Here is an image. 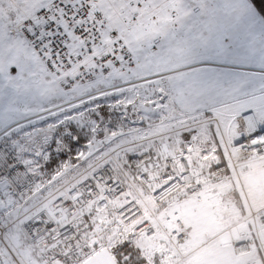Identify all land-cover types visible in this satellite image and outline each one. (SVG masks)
I'll return each instance as SVG.
<instances>
[{
  "label": "rangeland",
  "instance_id": "1",
  "mask_svg": "<svg viewBox=\"0 0 264 264\" xmlns=\"http://www.w3.org/2000/svg\"><path fill=\"white\" fill-rule=\"evenodd\" d=\"M51 1L0 0V85L3 90L0 96L7 98L3 104L7 109L0 113V127L27 110L41 108V105L43 108L40 113L54 111L46 117L55 120L65 112L83 105L89 98L76 101L97 88H104L110 93L124 89L131 97V103L121 97L124 106L110 108L115 114L108 131L103 129L101 124H96L90 115L93 111L84 108L83 112L70 113L72 120L78 122L76 127L79 129L92 126L96 130L94 136L87 140L86 150L92 152L100 147L104 150L96 151L97 154L86 162L87 167L81 166L79 169L78 166L71 167L70 163H67L66 172L61 171L58 174V182L54 185L53 182L47 185L40 181V168H46L44 165L50 161L46 158L47 153L44 157H38L39 163L34 166L37 186L33 193L25 198L24 204L20 205L23 209L22 216L26 214L25 218L32 221L39 214L48 213L53 198L64 188L82 182L89 171L113 152L125 162L130 155L165 142L173 153H176L180 146L187 145L191 159L199 171L206 170L208 164L213 168L215 160L211 158L214 156L222 160L224 156H220L221 150L226 155L223 137L237 116L240 105L238 100L235 102L229 98L232 94L240 95L251 80L257 81L230 69L239 70V67H245L264 72V20L249 0H148L139 12L130 7L129 3L123 2L116 4L112 10L104 0H100L115 27L131 22V17L135 15L138 22L133 24V28L141 38L168 37L172 41V52L160 67L150 66L138 73L117 72L67 94L61 93L56 86L52 87V81L39 61L32 56L23 39L9 33L11 22L32 16ZM147 13L152 15V20L147 18L146 24ZM172 14L175 18L171 17ZM139 24L145 27L146 32ZM173 29H176L177 33H174ZM184 65H190L187 69L189 72L192 69L197 70L203 81L202 85L189 86L181 74L185 70ZM3 66L8 68L6 75ZM169 69L178 71L173 75ZM156 71L170 77L168 84L173 88L172 99H161L158 90L154 89L157 78L151 73ZM111 98L115 99V96ZM91 108L95 109V105ZM212 114L219 119L218 129L222 131L219 132L213 122L196 124L208 120ZM51 127L54 128L55 124ZM35 131L44 133L48 129L38 126L33 133ZM97 133H102V138H99ZM41 145L53 153L52 148L44 143L42 136L32 147L39 149ZM81 152L78 151L75 158L85 160L87 153L82 155ZM205 156L209 159L206 160ZM235 173L237 179H241L239 173ZM0 191L3 189L0 188ZM229 198L241 217L264 203L249 198L242 180L240 184L233 185ZM175 201L167 206V210ZM113 214L114 212L109 214V222L102 227L97 223L94 225V231L99 238L97 251L104 248L110 251L112 244L123 239L124 228L116 223ZM26 226L9 235V251L12 248L16 250L19 255L18 264H41V248L27 240ZM157 247L159 245L153 243L149 250H155ZM257 254L263 255L262 252ZM0 258L4 264H10L11 257L2 244ZM239 260L242 264H253V258L247 255L239 256Z\"/></svg>",
  "mask_w": 264,
  "mask_h": 264
},
{
  "label": "snow or ice",
  "instance_id": "2",
  "mask_svg": "<svg viewBox=\"0 0 264 264\" xmlns=\"http://www.w3.org/2000/svg\"><path fill=\"white\" fill-rule=\"evenodd\" d=\"M147 2L148 0H128L129 6L135 8L137 12ZM94 4L95 0L83 6L93 12L95 18L90 16L89 19H92L100 29L97 36L104 37L101 43H106L108 46L106 57H114V61L102 69L103 72L110 74L113 69L126 68L130 73H138L141 69L150 66L160 67L166 62L172 52L170 38H141L133 28L137 19L135 15L126 25L108 28L107 18L95 14ZM45 32H48V29H43L37 37L35 30L29 28L28 36L33 40H39L38 44H33L34 51L39 54L41 61L52 73L59 75L57 58L71 59L73 52L68 43H63V50L58 48L55 37L59 35V31L48 35H45ZM75 34L78 36L79 32ZM85 43L89 51L98 47L96 39ZM76 55L80 56L79 53ZM189 68L190 65H184L185 70L181 73L189 86L202 85L203 81L197 70L192 69L189 72L187 71ZM168 71L174 75L178 70ZM151 75L157 78L154 89L158 90L160 98L166 101L172 99L173 88L168 84L170 77L159 71L152 72ZM76 79L78 80L79 77ZM55 86L56 82L52 81V87ZM74 88L75 80L73 89L64 91H72ZM86 95L89 99L83 105L65 112L55 120H50L37 111L34 115L38 119L26 117L29 123L21 124L13 121L0 129V188L3 189L0 191V244L4 246L5 251H8L11 257L10 264H18L19 255L14 248L9 251L11 247L7 243L9 235L30 224V220L25 218L26 214L21 215L23 211L20 207L21 201L14 199L11 190L25 181L28 176L35 174L34 166L39 163L38 157H44L47 153L46 158L50 162L44 167L51 168L57 163L55 157L43 145L39 149H34L32 146L42 136L44 143L49 147L64 143L68 151H73L85 138L77 130L78 122L72 120L71 112H83L84 108L93 112L115 109L124 106L121 97L131 103V97L124 89L110 93L104 88H97L95 91L87 92ZM112 96H115V99H112ZM92 105H95V109L91 108ZM41 107L43 108V105ZM52 124H55L54 128L51 127ZM258 125L250 133L235 140V145L238 146L236 152L241 148L264 150V118L258 122ZM38 126L47 128L48 131L34 136L33 130ZM245 141L249 144L245 145ZM64 155L66 154L61 152V156ZM220 156H224V159L221 160L218 156L211 158L215 160V171L212 170V165L208 164L206 170L182 174L178 178L177 183L182 195L163 215L155 218L149 216L139 223L132 224L130 229L125 227L123 239L112 244L110 248L113 264H242L239 256L245 255L253 257V264H264V255L257 254L255 246L240 251L231 244L232 234L238 236L239 231H247L250 223L253 228L259 229V235L264 238V203L257 207L258 215L255 220H251L248 217H241L229 198V191L233 185L240 184L242 180L249 198L264 202V156L250 155L246 166H241L242 170L239 173L241 179H237L234 161L228 158L223 150ZM205 159L209 157L205 156ZM201 167L204 168L203 165ZM222 169L227 170L223 175L220 174ZM122 222L125 225L131 224V220ZM161 224L167 229L162 234ZM153 243L159 247L150 251ZM194 245L197 247H193Z\"/></svg>",
  "mask_w": 264,
  "mask_h": 264
},
{
  "label": "built area",
  "instance_id": "3",
  "mask_svg": "<svg viewBox=\"0 0 264 264\" xmlns=\"http://www.w3.org/2000/svg\"><path fill=\"white\" fill-rule=\"evenodd\" d=\"M92 2L93 0H63V2L52 0L32 16L14 20L9 26V33L23 39L32 56L39 61L50 80L56 82V88L64 94L117 72H127L126 68L113 69L110 74L103 72L102 69L113 62L114 57H106L108 46L106 43H101L104 37L97 36L100 29L92 19H89L90 16L95 18L93 12L83 6ZM104 2L114 10L116 4L128 3V0H104ZM94 10L96 15L107 18L106 27L117 28L100 0H95ZM151 16L147 13L146 20L147 18L152 20ZM171 17L175 18V15L172 14ZM139 25L146 32L145 27ZM29 28L35 30L37 37L45 28L48 29L45 35L59 31V35L55 37L58 48L63 50V43L70 45L73 52L71 59L58 57L56 60L59 75L52 73L41 61L39 54L34 51L33 44H38L39 40H33L28 36ZM172 31L177 33L176 29ZM76 32H79L78 36ZM92 39H96L98 47L89 51L85 42ZM77 53L80 56H77ZM76 77L79 79L77 80ZM74 80V90L65 92V89H73ZM86 98L89 97H83L76 102ZM209 122H213L217 129L220 127V121L214 114L208 120L196 124L204 125ZM258 126L254 115L248 112L236 116L225 132L223 141L226 156L234 161L237 173L241 172V166H246L250 155L264 156V150L261 149L241 148L239 152L235 151L238 147L235 145V140ZM218 131L222 130L218 129ZM37 133L40 132L35 131L33 135ZM248 144L249 142L245 141V145ZM212 170L215 171V167ZM194 171L199 172L191 159L187 145L180 146L178 151L173 153L167 143H157L156 147L150 146L130 155L125 162H122L114 152L110 153L88 172L82 182L64 188L57 197L53 198L48 213L39 214L27 224L25 229L27 240L40 246L41 264H83L98 252L99 238L94 231L96 223L99 227L107 224L110 220L109 214L114 212L116 223L124 229L125 227L130 229L132 224L139 223L149 216L155 218L163 215L167 206L182 195L177 183L178 178L182 174L187 175ZM226 171L222 169L220 174ZM36 186L35 175L28 176L25 181L11 190L14 199L21 201L23 205L25 198L33 193ZM257 215L256 210H251L247 217L255 220ZM127 220H131V224L125 225L122 222ZM160 229L161 234L167 230L163 224L160 225ZM231 244L240 251L255 246L256 252H262L264 255V238L259 235V229L253 228L251 223L247 231H239L238 236L232 234ZM0 264H4L1 258Z\"/></svg>",
  "mask_w": 264,
  "mask_h": 264
},
{
  "label": "trees",
  "instance_id": "4",
  "mask_svg": "<svg viewBox=\"0 0 264 264\" xmlns=\"http://www.w3.org/2000/svg\"><path fill=\"white\" fill-rule=\"evenodd\" d=\"M249 2L253 6V8L256 10V12L264 20V0H249ZM86 109L89 110L88 108H86ZM114 114L115 113L113 111H111L110 108L104 112H100L97 110L94 113H90L91 117H93L95 119L96 124H101V127L107 131L111 127V122H112ZM77 130L80 131L81 136H83L85 139L79 145H77L73 151H68V147L66 146V144L64 145V143H60V144L56 145L55 147H51L53 150L52 155L55 157L57 163L54 164L51 168H48V167L40 168L41 172H42V174L39 173L40 181H44L47 185L49 182H53V185L57 184L58 174L61 171L64 173L66 172V170H67L66 164L67 163H70L69 165L71 167L78 166L79 169L81 168V166L87 167L86 162L90 161L92 159L93 155L95 156L97 154L96 151H98V150L103 151L104 150L103 147L102 148L100 147L98 150L91 152V151H87L85 148L87 140H90V138L92 136H94V134H95L96 130L94 127L90 126V127H85L83 129H79L77 127ZM98 131L99 130L97 129V132ZM101 134L102 133H97L99 138L100 137L102 138ZM78 151H82L81 152L82 155H84L85 152L87 153L85 160L75 158V156L78 154ZM61 152L65 153L66 155L61 156ZM223 159H224V157L222 158V160ZM82 161H84V162H82ZM59 179H61V178H58V180Z\"/></svg>",
  "mask_w": 264,
  "mask_h": 264
},
{
  "label": "crops",
  "instance_id": "5",
  "mask_svg": "<svg viewBox=\"0 0 264 264\" xmlns=\"http://www.w3.org/2000/svg\"><path fill=\"white\" fill-rule=\"evenodd\" d=\"M0 69H2V67H0ZM3 69L6 75L8 68L6 66H3ZM238 69L239 70H233V69H230V70L235 71L236 73H239L242 76H246L252 79H257V81L250 79L252 82L249 85L246 84L247 85L246 90L242 91L240 95L238 94L237 96L232 94L233 96L231 95L229 99H231V101L236 102L238 100L240 102V105L238 107L239 111L237 113V116L243 113H248V112L252 113L254 115L255 121L258 124V122L262 118H264V72L258 69H254V68L239 67ZM1 87L2 86L0 85V93L3 92ZM6 101H7V98L3 99L0 96V113L3 112V109L5 110L7 109L6 105H3L4 102L6 103ZM41 108H38L37 110H32V109L27 110L25 111V113L14 117L15 119L10 121L9 123H12L13 121L19 122L21 124L29 123L30 121L25 119L26 117H31L33 120L38 119V117H36L34 113L37 111L40 112ZM250 109L252 110L251 112L249 111ZM53 112L54 111L52 112L50 111L47 113L44 112L40 114L46 117L50 114H53ZM9 123H5L2 127H0V129L4 128L5 125ZM165 212H167V208L163 211V213ZM249 212L250 211H247V213L243 217H247ZM256 253H259V252H256Z\"/></svg>",
  "mask_w": 264,
  "mask_h": 264
},
{
  "label": "water",
  "instance_id": "6",
  "mask_svg": "<svg viewBox=\"0 0 264 264\" xmlns=\"http://www.w3.org/2000/svg\"><path fill=\"white\" fill-rule=\"evenodd\" d=\"M83 264H113V261L109 249L104 248L96 252Z\"/></svg>",
  "mask_w": 264,
  "mask_h": 264
}]
</instances>
